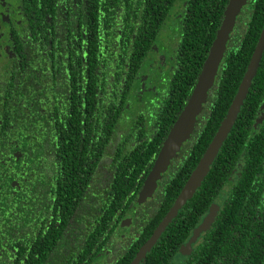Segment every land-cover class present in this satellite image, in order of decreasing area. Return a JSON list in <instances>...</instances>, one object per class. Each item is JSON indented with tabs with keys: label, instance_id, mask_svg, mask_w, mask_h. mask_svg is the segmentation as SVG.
<instances>
[{
	"label": "trees",
	"instance_id": "16d2710c",
	"mask_svg": "<svg viewBox=\"0 0 264 264\" xmlns=\"http://www.w3.org/2000/svg\"><path fill=\"white\" fill-rule=\"evenodd\" d=\"M176 1L54 0L33 18L36 0H24L26 25L2 37L14 70L0 81V264H93L108 251L105 264H129L164 218L225 117L264 26V0H249L193 134L145 205L146 220L134 224L136 236L121 238L119 221L187 103L229 2L185 0L172 77L149 115L129 96ZM136 7L144 22L128 57V45L115 42L118 17ZM263 101L264 53L210 170L140 264H171L222 191L228 196L202 241L177 264H264ZM93 176L99 206L85 191Z\"/></svg>",
	"mask_w": 264,
	"mask_h": 264
},
{
	"label": "water",
	"instance_id": "95a60500",
	"mask_svg": "<svg viewBox=\"0 0 264 264\" xmlns=\"http://www.w3.org/2000/svg\"><path fill=\"white\" fill-rule=\"evenodd\" d=\"M248 2L249 0H229L224 11L222 23L210 47L195 87L162 144L159 154L139 193V202H144L154 194L158 187V181L162 178L163 174L168 171L172 160L177 156L183 144L189 140L194 132L198 117L207 102L209 92L216 83L219 68L224 59L230 37L236 27L237 19L241 14L243 7L246 6ZM263 53L264 26L241 80L238 91L217 129L216 134L164 218L157 225L148 240L140 247L136 256L129 264H140L146 259L148 252L152 249L166 227L178 214L183 205L192 197L197 187L207 175L222 144L226 140L238 118L241 107L249 94L253 79L257 74ZM218 208L219 205L216 203L211 205L210 210L204 217L203 221L193 230V234L186 244L188 248H190L191 245L196 242L200 234L211 225L217 214ZM128 224L129 222L124 225Z\"/></svg>",
	"mask_w": 264,
	"mask_h": 264
},
{
	"label": "flooded vegetation",
	"instance_id": "af4514ba",
	"mask_svg": "<svg viewBox=\"0 0 264 264\" xmlns=\"http://www.w3.org/2000/svg\"><path fill=\"white\" fill-rule=\"evenodd\" d=\"M53 1L54 0H36V2L32 4L34 7H36V9H31L32 17L33 18H37L41 14V9L44 12L42 6L44 4L46 6H48ZM56 1L57 2H60L61 0H56ZM64 1H66V0H64ZM23 4H24V0H14V1H10V0H0V61H2V60L4 61L3 64L0 65V81L2 83L7 78H10L12 76V72L14 70L13 69V66H14L13 61L14 60H13L12 56H10V50L6 46L7 43H6L5 38H2V37L7 33L6 32L7 28L10 29V28H12L14 26H15V28H19V27H24L26 25V12H25L24 5ZM246 6H244L243 9ZM226 7H225V9H226ZM243 9H242V11H243ZM186 10L187 9H186V1L185 0H178V1H176L173 4V6L170 9L169 13L167 14L165 20L162 22L160 28H158L156 30L155 35L152 37L153 38L152 49H154V44H155V41H156L158 32L161 29V27L164 24V22L167 20V18H168L169 15L174 16V15L180 14L179 30L177 28V31H179V32L181 31V35H180V39H179V43H180L181 37L183 35V19H184V16L186 14ZM128 11H129V14L125 18V20L122 19L121 17H118L121 20L120 28H118V32L120 33V35H119L120 38H119V40H115V42L119 45L120 48L122 46L128 45L129 51H128L127 55L129 57V55L131 53V49L133 47L134 40L137 39V30L138 29L139 30L141 29V26H142L144 20L141 19V18H138V17L137 18H134L133 12L138 11V8L137 7L134 8V9H129ZM75 13L79 16V12H75ZM45 14L47 15V18L49 20H51L53 17L55 18V17L58 16V13H56L55 15H53L51 13H45ZM79 27H81V28H87L86 25H84V23L80 24L78 22L77 23V28H79ZM97 27H98L97 31L100 32L101 26H100V22L99 21H98ZM179 43H178V45H179ZM151 51L146 56L145 65L143 66V69H141V72L138 75H136V77L138 79L137 81H139V82L134 87L135 88L133 90L134 93L131 96H129L130 97V99H129V102L130 103H131L130 100H132V98H134V96L135 97L137 96V98L140 101H143L142 105L144 107L142 105H141V107H143L145 110L147 109L149 115L152 114V112L150 110H153V109H156V108L157 109L158 108L160 109V107L162 105V102H163V96H164L163 94H164V91L166 90V88L168 86V83H169V80H171V77H172L171 76L172 73L171 74H167V79L165 80V82L163 84L161 83L162 86H159V83L157 82V80H156V83H158L157 86L153 87V85H151L152 84V82H151L152 80L149 78V75L151 74V72L147 70L148 69V63H149L148 56L150 55ZM208 53H209V51H208ZM207 56H208V54H207ZM207 56H206V58H207ZM151 57L152 58H155V53L152 54ZM175 57H176V54H175ZM116 60H119V58H116ZM174 67H175V60H174L173 65L170 66V68H172V70H173ZM219 70H220V68H219ZM113 76H114V74H113ZM194 87H195V85H194ZM112 91H114V90L112 89ZM113 96L116 97V93H114ZM130 103H129V106H130ZM261 106H264V104H262ZM258 111H260L259 113H262L264 111V107H263V109H260L259 108ZM150 124H152V121H150ZM184 144H183V146H184ZM183 146H182V148H183ZM161 147H162V145H161ZM161 147H160V149H161ZM182 148H181V150H182ZM181 150L179 151V153L181 152ZM158 154H159V152H158ZM96 167H97V169H99V163L97 164ZM241 167H242L241 166V163H238V166H236L232 170V175L230 176L231 179H234L235 180L236 176L238 174H240V172H238L237 170L239 168H241ZM167 172L168 171H166L165 173H167ZM97 174H98V171H97ZM146 177H145V179H146ZM145 179L143 180L142 186H141L140 190L138 191V194L135 197V200L133 202H129L128 203L129 206L126 205L128 209H126V211L123 213V217L119 221V227H118V229H116V231L118 232V235H120L121 238L128 237V236H130V237L136 236V233L133 231V226L140 219H141V221H145L146 220V217L145 216H148V213L145 211V205L157 193V191H158V189L160 187V183H161V179L162 178L158 181V187L155 190L154 194L151 197H149L148 199H146L144 202H139V193H140V191H141V189L143 187V184H144ZM109 187H110V185H109ZM111 190H112V188H110L109 191H111ZM85 191L87 193H90L91 194V197L96 201V205L99 206L100 183H99V181L97 180V178L95 176H93V177H91L89 179V183H88L87 188H86ZM227 196H228V192L222 191L221 194L218 196V198L214 202H212L210 204V206L208 207L207 211L201 216V218L198 221V223L191 228L190 234L187 237V239L184 241V243L181 245V247L178 249V251L172 256V258L170 260V263L171 264H177L179 262H183L184 260H186V258H188L190 256V253H192L193 250L196 249L197 244L202 241L203 234L209 229V227L211 225L206 230H204L200 234V236L198 237V239L196 240V242L193 243L190 248H188L186 246V244H187L188 240L190 239V237L192 236L193 230L203 221L204 217L208 214V212L210 210V207H211V205L213 203H216V204L219 205V208L217 210V213H218L219 210L221 209V207L223 206L224 201L226 200ZM127 199H130V196L127 197ZM219 199L221 201H219ZM186 204H187V202L180 209L179 213L185 208ZM127 222H129V224L128 225H124ZM109 253H110V251H108L104 257H101L98 260H96L93 264H105L106 258L109 255Z\"/></svg>",
	"mask_w": 264,
	"mask_h": 264
},
{
	"label": "rangeland",
	"instance_id": "374dc122",
	"mask_svg": "<svg viewBox=\"0 0 264 264\" xmlns=\"http://www.w3.org/2000/svg\"><path fill=\"white\" fill-rule=\"evenodd\" d=\"M179 20L180 14L168 16L167 20L158 32L154 49H152L150 55L148 56L149 63L147 70L151 72L149 78L152 80L151 85H153V87L157 86L158 83L159 86H162L161 83L163 84L165 82L167 74L172 73V68H170V66L174 63L176 49L181 35V31H177V28L179 30ZM154 53L155 58H152L151 56ZM3 62V60L0 61V65H2ZM156 80L158 83H156ZM134 103L136 108H138L141 106L143 101L137 103L135 99ZM219 201L221 200L219 199Z\"/></svg>",
	"mask_w": 264,
	"mask_h": 264
}]
</instances>
